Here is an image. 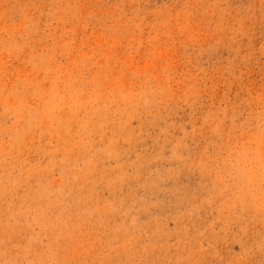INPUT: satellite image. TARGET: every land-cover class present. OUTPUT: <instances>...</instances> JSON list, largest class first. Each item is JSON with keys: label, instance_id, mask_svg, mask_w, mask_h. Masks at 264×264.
<instances>
[{"label": "rangeland", "instance_id": "obj_1", "mask_svg": "<svg viewBox=\"0 0 264 264\" xmlns=\"http://www.w3.org/2000/svg\"><path fill=\"white\" fill-rule=\"evenodd\" d=\"M0 264H264V0H0Z\"/></svg>", "mask_w": 264, "mask_h": 264}]
</instances>
